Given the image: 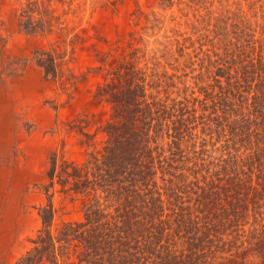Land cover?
<instances>
[{"label": "trees", "instance_id": "obj_1", "mask_svg": "<svg viewBox=\"0 0 264 264\" xmlns=\"http://www.w3.org/2000/svg\"><path fill=\"white\" fill-rule=\"evenodd\" d=\"M189 2L190 33L99 67L105 138L86 133L81 165L52 156L15 264H264V0ZM56 193L81 217L57 224Z\"/></svg>", "mask_w": 264, "mask_h": 264}, {"label": "rangeland", "instance_id": "obj_2", "mask_svg": "<svg viewBox=\"0 0 264 264\" xmlns=\"http://www.w3.org/2000/svg\"><path fill=\"white\" fill-rule=\"evenodd\" d=\"M189 1L0 0V264H15L42 227L52 156L81 165L86 133L104 140L111 106L95 98L99 67L134 48L149 61L173 30L190 33ZM50 55L55 77L39 63ZM161 55L160 70L171 72ZM54 206L57 224L81 217L70 196L56 193Z\"/></svg>", "mask_w": 264, "mask_h": 264}]
</instances>
